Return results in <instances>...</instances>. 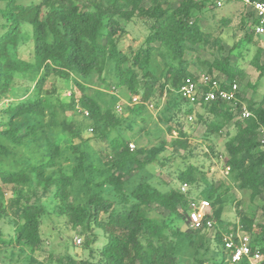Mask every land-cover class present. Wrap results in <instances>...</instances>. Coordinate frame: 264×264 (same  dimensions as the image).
<instances>
[{
    "label": "trees",
    "instance_id": "16d2710c",
    "mask_svg": "<svg viewBox=\"0 0 264 264\" xmlns=\"http://www.w3.org/2000/svg\"><path fill=\"white\" fill-rule=\"evenodd\" d=\"M26 1L0 0V221L8 219L12 229L7 239L0 231V252L20 247L29 254L27 264H177L180 252L205 229L175 224L178 220L190 224L188 205L197 195L176 188L161 191L153 185L149 167L158 162L163 147L132 150L115 108L103 110L81 83L75 84L78 94L72 93L69 101L61 99L55 85L46 92L45 83L53 75L89 78L96 72L105 83L103 76L111 66L116 85L143 103L159 108L165 96L166 109L172 111L169 133H177L173 150H186L189 133L184 121L195 113V106L202 110L197 118L206 128V139L234 120L235 134L225 143V168L240 190L252 197L264 193V151L259 139L264 130V97L246 100L240 86L243 71L229 56L209 50L210 36L203 31L199 14L211 7L210 0H180L170 9L163 7V0ZM135 18L147 26L148 35L138 50L125 52L121 39L126 24ZM24 25L31 27L30 60L22 59L19 52L25 42ZM201 51L212 59L202 58ZM157 57L164 66L160 72L155 70ZM192 66L222 78L224 88L237 83L238 104L218 99L194 105L182 99L178 90L184 81L201 74ZM260 70L263 75L264 65ZM243 106L251 113L246 119L239 118ZM77 107L88 122L86 127L75 119ZM55 130L70 141L68 148H62ZM88 130L94 133L92 139L84 137ZM38 142L41 155L22 156L21 149ZM93 142L106 146L95 151ZM196 171L190 164L178 179L182 184L193 182ZM216 193L211 187L203 198L213 205ZM49 197L59 201L58 214L73 227L83 233L94 228L104 233L106 241L97 260L77 261L53 253L46 260L38 259L43 248L41 226L48 214L43 200ZM238 215L241 228L251 235L252 248L264 254L254 222L240 211ZM212 218L224 223L221 210ZM213 239L222 255L212 264H225L224 232L219 229ZM203 262L198 259L194 264Z\"/></svg>",
    "mask_w": 264,
    "mask_h": 264
},
{
    "label": "rangeland",
    "instance_id": "374dc122",
    "mask_svg": "<svg viewBox=\"0 0 264 264\" xmlns=\"http://www.w3.org/2000/svg\"><path fill=\"white\" fill-rule=\"evenodd\" d=\"M179 1L163 0L162 3L165 9H170L176 7ZM26 2L30 3L31 1ZM143 4L150 5L147 1ZM224 20H228L229 23L224 25ZM199 23L203 31L210 36L209 50L212 49L216 55L229 56L232 63L243 71L240 86L244 98L246 100L254 98L261 101L264 97V74L262 75L260 70L264 65V35L255 36L251 34V18L247 12L239 5H229L221 9L208 7L200 12ZM126 25L127 33L121 39V49L125 52L136 51L145 43L148 35L147 26L137 18ZM22 29L25 42L21 45L20 57L30 60L33 48L31 27L24 25ZM199 54L202 58L212 59L210 53L201 51ZM199 54L194 53V56L197 57ZM155 67L158 72L164 67L160 57L156 58ZM192 71L205 73L196 66H192ZM62 77L63 79L54 75L49 77L44 90L50 91L51 87L55 85L61 99L69 101L72 93L78 94L75 84L81 83L85 85L86 93L96 99L103 110L115 108L116 112L121 115L123 118L121 132L131 141L134 149L144 148L150 151L154 148L163 147L158 154V162L149 167V170L154 174L152 183L159 190L180 189L183 184L178 179L179 174L190 164L197 167L194 181L188 183L191 195L203 198L211 187L217 189L210 212L214 213L221 210L224 223H217L213 219L214 228L201 230L196 235L194 244L185 247L180 252L177 264H194L198 259H203V261L212 264L213 260H220L222 251L213 239L214 234L219 229L224 232V237L230 236L234 233L233 231H244L241 228V217L238 215V211L254 222V233L259 236L260 246H264V193L252 197L251 192L240 190L238 182L224 165L225 143L235 134L234 120L221 133L206 139L204 136L206 128L198 122L197 118V113H202V110L199 106H195L192 119L188 117L184 121V129L189 133L187 148L186 150H173L171 143L177 137V133H169L168 119L172 116V111L166 109L167 98L165 96L159 108H156L152 103H143L139 97H137L138 101L134 102V96H131L126 88L116 85L117 80L111 66L103 76L106 80L105 83L102 82L96 72L89 78H82L75 73ZM75 119L81 121L84 127L88 125L78 107L76 108ZM55 131L59 135V131ZM263 131H261L259 138L260 143ZM45 134L46 132H43L42 136ZM59 137L62 148H68L70 141L64 136L59 135ZM84 137L92 139L94 133L88 130L84 133ZM40 142L30 149H21L22 156L36 157L41 155L43 148L40 146ZM163 142H165L164 145ZM92 145L93 150L97 151L100 147L106 146V143L93 142ZM260 150L264 151L263 143H261ZM161 162L165 165L161 166ZM43 201L48 214L41 226L43 248L36 255L38 259L46 260L49 254L53 253L56 256L69 255L77 261L97 260L100 249L106 241L104 233L97 228H94L90 233H83L82 229L73 227L68 223L66 217L58 214L59 201L50 197L44 198ZM154 214L152 212V215ZM167 215L168 213L165 212V216ZM6 221L8 219L0 221V231L3 232L5 239L12 232ZM175 224L193 230L188 221L178 220ZM235 227L237 230H234ZM227 229L231 231V234L226 233ZM79 240H81L80 243ZM88 240L90 242L86 244ZM28 259L29 254L22 252L17 246L3 248L0 252V264H27Z\"/></svg>",
    "mask_w": 264,
    "mask_h": 264
},
{
    "label": "built area",
    "instance_id": "2783aa9c",
    "mask_svg": "<svg viewBox=\"0 0 264 264\" xmlns=\"http://www.w3.org/2000/svg\"><path fill=\"white\" fill-rule=\"evenodd\" d=\"M212 8L221 9L227 5H239L247 13H252L251 31L256 36L264 35V0H210ZM223 79H216L214 76L200 74L198 78H187L179 88V96L189 101L191 104L199 105L215 100H223L231 105L238 104L237 93L239 86L232 83L228 88L222 86ZM138 101L137 97L133 98ZM88 115V112H85ZM250 111L243 106L239 118L246 119L250 117ZM192 119V117H190ZM261 143L264 144V131ZM133 150L134 145L130 144ZM229 171V168H227ZM188 183H184L180 191L187 193L189 191ZM211 203L208 199L194 198L188 205V216L192 229L199 230L202 227L213 229L214 221L210 212ZM251 235L245 231L237 230L228 237H224L225 264H261L264 263V254L259 249H253L251 245ZM81 240H79V243ZM203 264H211L208 261Z\"/></svg>",
    "mask_w": 264,
    "mask_h": 264
}]
</instances>
